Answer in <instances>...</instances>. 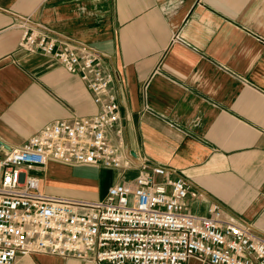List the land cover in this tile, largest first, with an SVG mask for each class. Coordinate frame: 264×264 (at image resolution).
<instances>
[{
	"label": "crops",
	"instance_id": "crops-1",
	"mask_svg": "<svg viewBox=\"0 0 264 264\" xmlns=\"http://www.w3.org/2000/svg\"><path fill=\"white\" fill-rule=\"evenodd\" d=\"M27 18L58 48L100 55L114 72L116 145L186 179L200 194L187 198L193 213L216 205L222 218H243L264 234V0H0L4 151L99 109L79 74L21 48ZM55 162L30 171L43 190L101 199L80 195L92 189L83 178L50 185L44 173ZM16 264L94 263L33 254Z\"/></svg>",
	"mask_w": 264,
	"mask_h": 264
},
{
	"label": "built area",
	"instance_id": "built-area-1",
	"mask_svg": "<svg viewBox=\"0 0 264 264\" xmlns=\"http://www.w3.org/2000/svg\"><path fill=\"white\" fill-rule=\"evenodd\" d=\"M20 26L21 48L79 74L99 109L56 120L16 148L0 144V264L33 254L94 264H264V234L249 221L222 218L216 205L193 213L187 198L200 194L186 179L168 178L165 167L113 142L112 130L122 134L121 113L115 74L100 55L58 48L28 18ZM50 160L117 169L121 180L101 199L51 194L30 173Z\"/></svg>",
	"mask_w": 264,
	"mask_h": 264
},
{
	"label": "rangeland",
	"instance_id": "rangeland-1",
	"mask_svg": "<svg viewBox=\"0 0 264 264\" xmlns=\"http://www.w3.org/2000/svg\"><path fill=\"white\" fill-rule=\"evenodd\" d=\"M71 164L64 165L59 164V162L52 163L47 169L45 174L46 180L52 186H57V183H67L68 181H73L74 178H83L86 184L92 189H86L81 192V196L89 198H104L107 194L108 188L117 183L121 178L122 174L120 171L112 168L94 167L84 164H75L71 168ZM130 173V172H129ZM132 174H128L130 177ZM160 180V177H157ZM68 187V186H63ZM70 189V188H66ZM58 191H64L63 189H54ZM78 198V197H76Z\"/></svg>",
	"mask_w": 264,
	"mask_h": 264
}]
</instances>
